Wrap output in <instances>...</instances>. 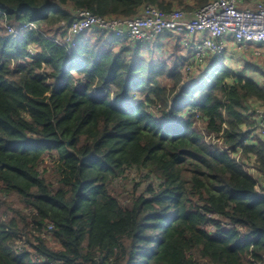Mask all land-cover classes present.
I'll use <instances>...</instances> for the list:
<instances>
[{
    "label": "trees",
    "instance_id": "trees-1",
    "mask_svg": "<svg viewBox=\"0 0 264 264\" xmlns=\"http://www.w3.org/2000/svg\"><path fill=\"white\" fill-rule=\"evenodd\" d=\"M210 1L0 0V264H264V82L213 59L185 83L152 48L67 41L81 11Z\"/></svg>",
    "mask_w": 264,
    "mask_h": 264
},
{
    "label": "built area",
    "instance_id": "built-area-1",
    "mask_svg": "<svg viewBox=\"0 0 264 264\" xmlns=\"http://www.w3.org/2000/svg\"><path fill=\"white\" fill-rule=\"evenodd\" d=\"M6 30L14 35L39 31L34 23L16 30L6 26ZM67 32V41L84 35L91 39L94 37L89 34H94L149 48L156 46L160 38L177 42L184 53L176 61L177 72L186 83L207 69L213 59L231 51L247 61H264V0H211L194 11H162L148 5L131 18L99 17L81 11ZM258 120V134L264 142V108L258 111ZM210 140L227 150L214 135L207 143Z\"/></svg>",
    "mask_w": 264,
    "mask_h": 264
},
{
    "label": "rangeland",
    "instance_id": "rangeland-1",
    "mask_svg": "<svg viewBox=\"0 0 264 264\" xmlns=\"http://www.w3.org/2000/svg\"><path fill=\"white\" fill-rule=\"evenodd\" d=\"M247 5L250 6V3H247ZM250 8H252V7H250ZM253 8H255V5L253 6ZM166 41L167 40H165V38H160L158 41L157 47L153 46L151 48L154 50L159 49V50L166 51L168 49V48H166V44H167V42L169 43V41H167V42ZM174 44L176 45L177 42H174ZM144 49L145 50L142 49L141 57H143L144 59L147 60L149 58V55H150L149 54L150 48L145 47ZM170 50L173 51V49H170ZM222 62L225 64H229V65L233 66L238 71V73L247 74L249 77L256 78L261 83L264 82L263 81L264 80V61H261V60L254 61L252 59L247 61L246 59H242L238 53L231 51L228 54H226L225 56L216 57V61H215L216 64L215 63L214 64L219 65ZM240 65H241V67H240ZM261 109H263L262 106H255V110L257 111V113ZM155 115L156 116L160 115V112H158V111L155 112ZM257 116H258V114H257ZM196 125L195 126L197 127V129H199L200 131L202 130L204 132L205 128L203 125H201V122H198ZM257 127H259V126H257ZM258 129L259 128L255 129L256 135L259 132ZM203 134L206 135V132H204ZM210 136H207L206 141H209ZM212 141L213 140H210V142H212ZM215 143H217V142H215ZM240 158H241L240 155L237 156V159H240ZM246 163L247 164L250 163V160H247ZM252 163H254V161H252ZM134 178H136L134 181L132 180V181H129L127 183L120 184L119 185L120 187H115L116 191H118L119 194L121 195L120 200L122 201V203H124L126 205H128V203L130 202V199L133 195H138L137 192L135 194V187L138 188L139 193H144L145 188L147 187V185L149 183V181H146L140 187V184L142 183V181H141L142 178H139L137 173H134V175L131 177V179H134ZM258 189H259V191L264 192V176L261 177V179H260V184L258 186Z\"/></svg>",
    "mask_w": 264,
    "mask_h": 264
},
{
    "label": "crops",
    "instance_id": "crops-1",
    "mask_svg": "<svg viewBox=\"0 0 264 264\" xmlns=\"http://www.w3.org/2000/svg\"><path fill=\"white\" fill-rule=\"evenodd\" d=\"M157 47V45L155 46ZM166 48H168L166 51L164 50H159V49H155V52L157 53L158 55V59L160 60H166L168 63H170L172 66L175 65L176 61L184 56V53L181 51V48H180V44L177 43L176 45L173 43V42H167L166 44ZM170 49H173V51H171ZM241 67V65H240ZM234 68V67H233ZM197 76V75H196ZM195 76V77H196ZM193 79V78H190L189 81ZM256 105H254L255 107ZM264 108V107H263ZM259 136V134H258ZM260 137V136H259Z\"/></svg>",
    "mask_w": 264,
    "mask_h": 264
},
{
    "label": "clouds",
    "instance_id": "clouds-1",
    "mask_svg": "<svg viewBox=\"0 0 264 264\" xmlns=\"http://www.w3.org/2000/svg\"><path fill=\"white\" fill-rule=\"evenodd\" d=\"M136 103V102H135ZM258 191H259V189H258Z\"/></svg>",
    "mask_w": 264,
    "mask_h": 264
}]
</instances>
